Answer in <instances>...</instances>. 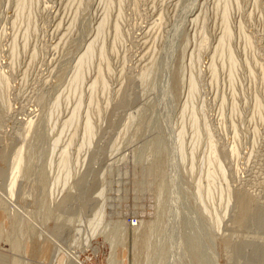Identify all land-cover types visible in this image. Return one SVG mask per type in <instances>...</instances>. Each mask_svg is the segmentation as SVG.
Instances as JSON below:
<instances>
[{"label":"rangeland","instance_id":"374dc122","mask_svg":"<svg viewBox=\"0 0 264 264\" xmlns=\"http://www.w3.org/2000/svg\"><path fill=\"white\" fill-rule=\"evenodd\" d=\"M0 264H264V0H0Z\"/></svg>","mask_w":264,"mask_h":264},{"label":"bare ground","instance_id":"6f19581e","mask_svg":"<svg viewBox=\"0 0 264 264\" xmlns=\"http://www.w3.org/2000/svg\"><path fill=\"white\" fill-rule=\"evenodd\" d=\"M242 200V199H241ZM240 201V200H239ZM241 202V201H240ZM243 202V201H242ZM241 204V203H240ZM245 205H243V203H242V210H246L245 209V207H244ZM247 207V206H246ZM241 208V207H240ZM244 213H245V211H243ZM241 213H242V211H241ZM243 214V213H242ZM243 215H245V214H243ZM243 219V218H242ZM147 244V243H146ZM141 245V244H140ZM141 246H143V245H141ZM144 246H145V244H144Z\"/></svg>","mask_w":264,"mask_h":264}]
</instances>
